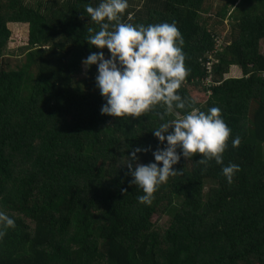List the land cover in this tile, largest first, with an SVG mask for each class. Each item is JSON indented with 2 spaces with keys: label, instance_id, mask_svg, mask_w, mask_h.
I'll return each instance as SVG.
<instances>
[{
  "label": "trees",
  "instance_id": "1",
  "mask_svg": "<svg viewBox=\"0 0 264 264\" xmlns=\"http://www.w3.org/2000/svg\"><path fill=\"white\" fill-rule=\"evenodd\" d=\"M133 1L121 22H174L183 37L188 75L177 91L191 107L164 120L218 107L231 129L223 165L181 156L151 204L138 202L123 163L136 147H163L152 130L164 108L100 113L96 65L81 78L82 58L98 51L85 7L100 1L0 0V211L15 220L0 264H264V0H218L212 14V0ZM226 18L234 32L218 52L223 37L209 23ZM13 23L27 27L14 69L3 52ZM231 65L241 76H224ZM151 150L138 162L153 161ZM230 163L239 171L228 183ZM157 214L169 219L163 229Z\"/></svg>",
  "mask_w": 264,
  "mask_h": 264
},
{
  "label": "clouds",
  "instance_id": "2",
  "mask_svg": "<svg viewBox=\"0 0 264 264\" xmlns=\"http://www.w3.org/2000/svg\"><path fill=\"white\" fill-rule=\"evenodd\" d=\"M127 7V0H100L95 7H85L87 17L99 25V30L88 29L91 35L87 39L98 51L82 58L81 63L85 69L96 65L95 86L104 100L101 114L137 118L157 106L164 108L158 113L162 122L152 130L163 147L158 146L155 150H151V146L136 147L123 163L127 167L126 175L132 178L129 183L143 192L137 197L138 202L151 204L159 185L178 172L173 165L181 156L190 159L198 153L201 154L197 160L200 164L207 165L214 159L216 164L223 165L222 154L231 129L218 107H210L207 112L191 108L182 118L164 120L165 115L174 110L191 107L177 91L188 75L182 50L183 37L174 22L147 26L121 22ZM104 48L109 53L107 58L102 51ZM238 143L239 139H234L233 147ZM149 150L153 161L139 163L137 154ZM221 171L231 183L239 165L230 163L222 166ZM14 227L15 220L0 211V238L6 229Z\"/></svg>",
  "mask_w": 264,
  "mask_h": 264
},
{
  "label": "rangeland",
  "instance_id": "3",
  "mask_svg": "<svg viewBox=\"0 0 264 264\" xmlns=\"http://www.w3.org/2000/svg\"><path fill=\"white\" fill-rule=\"evenodd\" d=\"M28 5L31 6H37L39 2H43L45 0H24ZM96 1V0H95ZM100 1V0H97ZM128 2H134L133 0H127ZM134 4H137L134 2ZM209 8L207 11V14L214 13V10L217 7L222 6V2L218 0H212L211 2H208ZM203 16L205 14L203 13ZM217 19V18H215ZM209 25H212L217 33H219L220 37H223L222 41L219 40V46H218V52L222 51L224 49V43H229L232 40L231 32L233 33L231 29V23L229 22L228 18H226L222 23H209ZM11 29V37L7 41V44L3 48V52L5 56H9L11 59L10 68L14 69L16 66V63H19L20 60H22L24 51L26 49V37H27V27L26 24L23 23H13L9 25ZM261 48L264 50V41L261 43ZM109 53L105 54V57L107 58ZM89 69V68H88ZM86 70L84 66H82V77L84 78L86 76ZM241 70L236 65H231L229 68V71L224 74L225 77H238L241 76ZM195 93L201 94L202 90H194ZM193 93V94H195ZM204 93V92H203ZM197 96V95H196ZM153 221L157 222V225L159 228L163 229L167 226L169 223V219L166 215L159 214L154 215L152 217Z\"/></svg>",
  "mask_w": 264,
  "mask_h": 264
}]
</instances>
